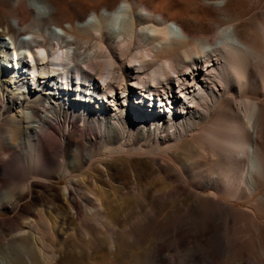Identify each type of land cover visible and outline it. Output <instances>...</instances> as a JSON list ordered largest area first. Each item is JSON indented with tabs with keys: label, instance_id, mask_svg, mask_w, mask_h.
Instances as JSON below:
<instances>
[{
	"label": "bare ground",
	"instance_id": "6f19581e",
	"mask_svg": "<svg viewBox=\"0 0 264 264\" xmlns=\"http://www.w3.org/2000/svg\"><path fill=\"white\" fill-rule=\"evenodd\" d=\"M5 109L14 114L2 143L28 163L29 153L48 162L64 147L79 155L95 122L121 148L133 144L126 121L147 147L173 142L184 157L160 165L172 182L153 183V204L163 206L154 193L168 190L202 217L204 232L240 220L264 243V0H0ZM70 115L81 116L77 134ZM228 242L217 248L226 256L251 247L247 238Z\"/></svg>",
	"mask_w": 264,
	"mask_h": 264
},
{
	"label": "rangeland",
	"instance_id": "374dc122",
	"mask_svg": "<svg viewBox=\"0 0 264 264\" xmlns=\"http://www.w3.org/2000/svg\"><path fill=\"white\" fill-rule=\"evenodd\" d=\"M147 108L152 112L153 104ZM0 112V264H237L241 258L247 264L264 256V243L257 242L252 225L237 220L222 227L215 221L216 229L210 234L202 228V217L168 190L154 193L162 195L163 206L153 204L149 193L153 183L172 182L171 177H162L160 165L174 164L175 154L182 155L173 142L159 146L152 142L147 147L126 121L122 126L130 128L133 144L121 148L120 142L107 138L101 123L95 122L78 139L79 155L74 147H64L59 154L51 153L48 162L29 153L28 163L2 143L5 119L13 111ZM69 122H73L72 133L82 129L81 116L75 120L70 115ZM66 124L63 121L58 128L63 130ZM54 146L59 148L58 143ZM86 153L90 159L82 164ZM204 169L202 163L197 164V171ZM67 171L71 175L58 178ZM74 177L79 186L71 184ZM235 205L246 207L243 201ZM230 236L251 242L249 250H240L243 256H226L217 250L230 243ZM207 246L215 248L211 256L206 253Z\"/></svg>",
	"mask_w": 264,
	"mask_h": 264
}]
</instances>
